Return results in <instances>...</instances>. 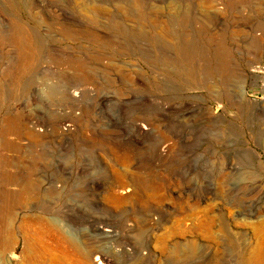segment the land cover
Wrapping results in <instances>:
<instances>
[{"label":"rangeland","instance_id":"374dc122","mask_svg":"<svg viewBox=\"0 0 264 264\" xmlns=\"http://www.w3.org/2000/svg\"><path fill=\"white\" fill-rule=\"evenodd\" d=\"M0 88V126L39 136L0 137V177L62 185L48 215L21 193L0 264L23 235L58 264L74 237L105 264H264V0H0ZM115 174L141 194L112 205Z\"/></svg>","mask_w":264,"mask_h":264},{"label":"bare ground","instance_id":"6f19581e","mask_svg":"<svg viewBox=\"0 0 264 264\" xmlns=\"http://www.w3.org/2000/svg\"><path fill=\"white\" fill-rule=\"evenodd\" d=\"M22 29L18 28L17 32L15 33V36H12L10 38V42L15 46L17 51V63L21 65L25 62L26 57L28 56L26 53V49H29L31 46L30 43H28V38L30 37H19L18 34H20ZM168 31V30H167ZM168 33V32H167ZM9 35V34H8ZM8 38V36H7ZM33 43L35 44V48L39 46V39L37 36L33 35L31 37ZM38 44V45H37ZM25 52V53H24ZM70 65L72 66H84L86 63L82 59H74L70 60ZM20 71V70H19ZM250 73H258L259 70L251 69L249 71ZM22 73V72H21ZM261 73V72H259ZM3 74V73H2ZM20 74V73H19ZM15 78L17 82L20 81V75ZM3 78V77H2ZM5 78V77H4ZM15 81V80H14ZM3 87V86H2ZM1 89V88H0ZM74 88L69 89L67 91L69 95L71 94L73 97H77L79 95L78 93L73 92ZM76 90V89H75ZM80 92V91H78ZM20 118L12 117L9 115H6L5 118L2 119V124L0 126V137L1 139L7 136H19L21 133L25 135L32 136L34 139L39 138V136L32 134V128L27 127L24 125L20 120ZM60 128V127H59ZM142 130H146L145 125H141ZM4 147H8L9 144L5 141L2 142ZM164 146V148H166ZM164 151V150H163ZM11 167L15 168L12 173L1 175L0 177V196L3 198L4 201H6V204H0V220L3 221V229L0 230V246L3 247L7 245L9 242H11L14 239L13 235V229L12 226L9 225V222L4 220V216L7 219V216L11 218L14 214L12 213V209L15 210L18 201L21 198V193H29L34 194L37 198H39L38 205L36 206L38 210H40L39 214L45 215L49 214L53 208H55V202L60 199L61 196V187L62 185L57 183V178L51 179L43 176L42 181L39 182L36 179H34V172L35 169L32 167H28L27 170L22 174L17 170L16 164H12ZM121 182V175L115 174L114 180L111 181L109 184H107V187L110 189L112 193H110L109 202L112 205H118L121 203V199L114 196L113 193L117 192L118 190L122 193L131 194L132 196H137V194H141V191L139 189V185L137 187L136 181L134 178L130 177V184H132V187L129 189L127 187H123ZM2 185H9L12 187H15V190H12L10 192H3L1 186ZM60 195V196H59ZM10 213V214H9ZM9 214V215H8ZM95 231L98 232V234L101 237L108 236L109 233H111V229L109 227H95ZM2 232L4 233L2 235ZM75 232V231H74ZM6 233V234H5ZM2 236H5L2 238ZM20 239H25L26 242V248L24 250L25 256H26V262L27 264H58L59 260L55 257H49V254L46 252V250L40 249L37 245H35L30 238L25 235L21 236ZM56 242H62L63 239L56 238ZM74 238L67 240L68 243L77 251L80 252V257L78 258L77 264H105L103 263L102 254L99 252L92 253L87 252L83 248L80 247V245L77 244V242L74 240ZM77 239V238H76ZM0 247V248H1ZM138 248V247H137ZM137 248L133 247L131 248L132 251H137ZM130 249V250H131ZM119 250H115L118 252ZM1 252V251H0ZM189 253H191L188 250ZM2 253V252H1ZM125 253V252H124ZM129 253V252H128ZM61 257L64 255V257L68 256V253L66 251H61ZM8 257L11 259H18L14 252L10 251L8 253ZM181 258V257H180ZM111 262L108 260L106 263Z\"/></svg>","mask_w":264,"mask_h":264}]
</instances>
